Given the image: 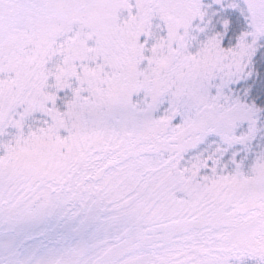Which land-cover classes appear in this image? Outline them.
<instances>
[{
  "label": "snow or ice",
  "instance_id": "snow-or-ice-1",
  "mask_svg": "<svg viewBox=\"0 0 264 264\" xmlns=\"http://www.w3.org/2000/svg\"><path fill=\"white\" fill-rule=\"evenodd\" d=\"M0 264H264V0H0Z\"/></svg>",
  "mask_w": 264,
  "mask_h": 264
}]
</instances>
